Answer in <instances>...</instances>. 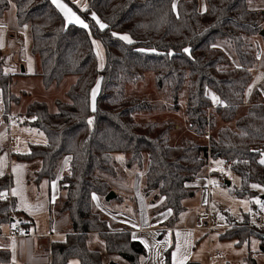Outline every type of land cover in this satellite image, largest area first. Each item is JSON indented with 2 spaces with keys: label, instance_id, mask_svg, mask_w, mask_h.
Listing matches in <instances>:
<instances>
[{
  "label": "trees",
  "instance_id": "trees-1",
  "mask_svg": "<svg viewBox=\"0 0 264 264\" xmlns=\"http://www.w3.org/2000/svg\"><path fill=\"white\" fill-rule=\"evenodd\" d=\"M206 4V11L201 12L198 0H88L82 14L89 27L84 28L67 22L51 0H0V17L14 5L16 25H27L31 53L40 58L36 74L45 87L60 83L68 75L77 76L68 91L71 102L58 101L56 112H51L44 101L28 105L26 115L32 121L27 122L46 134L47 143L34 144L29 152L16 154L23 161L41 159L37 183L56 180L61 162L70 157L67 173L59 180L66 197L58 213L68 214L71 230L63 239L52 241L51 264H69L72 258L81 264H104L102 253L88 245L89 235L94 232L104 239L109 253L120 255L130 264H140L146 254L145 246L132 239L130 229L110 228V220L93 199L97 194L106 203L107 195L113 191L105 175L117 173L116 152L128 154L129 165L137 163L140 167L147 156L150 163L145 191L158 189V195L167 199L165 208L172 214L165 226L174 227L185 211L182 200L191 194L187 183L203 168L208 149L189 137L173 145L171 131L175 125L170 121H137L134 113L152 106L127 96L125 86L152 71L157 87L178 102L189 81L185 113L197 134H204L208 126L217 130L220 122L235 119L252 79L251 68L257 62L250 37L260 29L264 11L251 9L250 0H206ZM93 13L108 27L101 29ZM120 35H128L133 43L119 39ZM93 38L104 48L103 67ZM221 41L231 46L239 67H233L227 53L216 46ZM185 48L190 49V54L184 52ZM10 78L6 58L0 51V93L4 98L10 93ZM97 82L99 91L93 111L92 91ZM207 88L213 89L223 103L213 104ZM250 95V105L235 126L220 127L217 137L211 139L214 158L231 162L241 177V186L234 193L237 196L256 195L252 184L264 186V164L260 163L264 155V97L258 89ZM12 185L10 173L0 175V193L8 192ZM10 213L20 214L15 198L10 202L0 198V235L7 234L13 224L28 233L33 224L29 218ZM247 227H237L220 236L237 239L240 245L258 234ZM259 234L262 236V232ZM169 256L170 250L167 259ZM10 261V250L1 249L0 264ZM226 264L257 261L250 254L243 263Z\"/></svg>",
  "mask_w": 264,
  "mask_h": 264
},
{
  "label": "rangeland",
  "instance_id": "rangeland-1",
  "mask_svg": "<svg viewBox=\"0 0 264 264\" xmlns=\"http://www.w3.org/2000/svg\"><path fill=\"white\" fill-rule=\"evenodd\" d=\"M61 2L67 4L72 9V11L80 17L81 20L88 24L89 27L88 20L82 14V12L87 10L88 8V0H61ZM176 2H178V0H176ZM72 3H74L77 7H75ZM198 3L199 10L201 12L206 11V0H198ZM249 7L254 10L264 11V0H250ZM5 14L0 17V20H6ZM95 17L97 18V16ZM66 21L68 22L67 18ZM98 21V24L102 23L99 18ZM260 22V29L257 31L256 34L250 37L251 49L257 57V62L255 66L251 68L252 79L245 90L244 104L241 105L242 107H240L239 112H237L235 119L227 123L220 122L216 127L217 130L223 126H229L231 128L235 126L236 120L242 114L246 113L247 107L250 105L248 103L250 100L249 97L251 96L250 94L254 91V89H258L259 91H261V94L264 97V19L262 21L260 20ZM72 23L77 24L74 21ZM12 33L13 32L11 31L10 35ZM19 37L21 39V41L18 43L21 49L20 54H10L13 50H16V48L15 44L11 42V39L13 38H9V35H7V43H9L5 47L4 52H2V55L5 58L10 57V55L13 57V59L10 57L8 60H6V65L9 68H13L17 74L16 79L18 80V85L16 86V89L21 91L19 95L20 97H22V100L19 103L16 97L14 99L12 90L10 92L11 97L9 96L10 93L7 94L6 98H4V96H2L0 93V99L2 102V104L0 105V112H5L8 108L12 113L15 114H26V107H28L29 105H27L26 102H33V100L47 101L48 107L51 106L49 107V110L51 112H56L58 110V101L71 102V99L68 95V91L70 87L76 82L77 76L68 75L60 83H53L49 87H45L43 85L41 76L37 74H24L22 72V66L26 65L24 59H27V65L29 66V68L31 67L32 63V73H36L40 69V58L37 55H33L31 53V50L29 55L27 51H23L25 49H28V42L31 46V41L28 35V29L26 36L21 33ZM93 41H96L99 44V47H97V44H94V47L100 64H103L105 57L104 48L98 39L93 38ZM216 46L222 48L227 53V55L232 61L233 67H239V59L229 44L221 41L218 42ZM188 82L189 81L185 83V86L182 92L180 93L178 102L174 101L173 98H171V95H169L166 90L163 91L157 87L155 73L152 71L145 72L144 75H142L138 80L127 83L125 86V93L127 96L147 101L152 106L151 109L135 112L134 118L137 121H170L175 125V127L171 131V143L173 145H177L181 142L183 138L189 137L202 147H207V156L203 157L204 166L195 176L192 182L187 183V186L190 187L188 190L191 194L182 200V205L185 199H191L195 196H199L202 192L204 194L206 192V195L208 194V200L211 198L210 207L212 209V217H209L204 212L202 213L203 217H206V221L213 222L212 225L216 228L214 229L216 232V234L214 235H217V233L220 232V234H230L235 228L239 229L237 227H241L244 225L248 226L247 229H253L258 233L257 235L252 237L253 239L251 241V246H249V244L247 243H243L242 245L237 246L235 244V240L233 239H225L221 242L219 241V239H215L214 244L212 245V250L214 251L217 257V263H222L225 261H230L231 263H241L244 261V256L248 255L249 252H251L255 253L257 264H264V235H262V237L259 234V232H262V234H264V208H262L260 204L256 203L257 199L264 203V186L260 185L259 188H253L252 184L251 188L257 192V194L253 196L247 194L244 196H237L236 194H234L235 190L240 188L241 186V177L232 169L231 162L223 158H214L211 150V139L217 137V130L213 131L210 126H208L204 134H197L189 126V121L185 113L188 100ZM97 83L95 84L93 89L96 88ZM10 85L11 83L9 84V86ZM249 89H251V92H249ZM24 92L26 93V95L24 94ZM213 94L219 97L220 99V96L213 89L207 88V95L212 97ZM213 102V104H217L215 101ZM213 107H215V105ZM211 108L208 109L209 115L212 110ZM12 135L13 137L18 138V141H16L17 145H19V143L21 142L25 143L26 141L41 143L44 142L46 136L44 132L38 130H35L30 133H20L16 131L12 133ZM128 159L129 155L124 152L114 153V160L116 161L117 173L114 176L105 175V178L109 181L112 190L115 192V197L105 203L100 199L97 194H94L97 197V199H94L97 208L103 213V215L107 219L110 220V228L115 230L130 229V226L146 223V221L147 223H149L150 219H148V217L150 218L153 212L156 213L157 211L161 210H170L165 208L167 199L161 195H158V189H155L150 192L145 191L146 175L150 163V161L147 159V156L144 160L142 167H140L137 163H132V165H129ZM261 160H264V155L262 156V158H260V161ZM26 163L27 165H29L28 167L30 168V170L28 171V178L29 180H31L29 181L31 183L30 185H32L33 183H35L36 172L38 171L37 170L35 172V170L38 167L41 168L42 161L39 158H35L33 160L26 161ZM64 166L65 163L64 161H62L59 173H61L63 169L67 173L68 164L66 168H64ZM206 180L208 181V183H210V180L215 181L216 183L208 184V186L205 188L203 185L204 181ZM226 181H229L230 184L228 185ZM195 182H197L196 185ZM47 184H49V181L47 179H44V181L42 182V189H45ZM201 184L203 185L200 186ZM135 190L138 191L137 196H135ZM64 193L65 195H60L59 197H56L55 201L52 202L54 205H52L51 212L49 213V215L52 213V216H54V218L57 220L66 218V221H69L70 224L68 214L64 213L60 215L58 213L60 210V203L63 198L66 197V191H64ZM204 207L207 208L206 202H201L200 206H194L193 210L197 211L199 214L201 208L204 209ZM186 211L187 213L189 212V210L185 208V211L180 214L179 219L175 222V226L179 224L183 225L185 223L184 215ZM10 214L14 217L23 216L21 214ZM127 217H130V219L132 220L127 219ZM221 217H223V219H221ZM24 218L27 219L26 217ZM31 220L34 222V219L32 217ZM37 220L38 230L49 229L47 215H40ZM126 220H128V222H126ZM167 220L163 224H166ZM231 223H233V225H231ZM34 225L35 223H33L31 227H33ZM11 226L13 227V225ZM55 227L60 228L59 223H56ZM61 227H63V225ZM32 230L35 229L32 228ZM205 233L206 231H201L200 234L201 236L205 237ZM8 234H10L9 231H7V234H4L3 236H9ZM99 235L95 237H90V239L88 238V245L91 249L98 250L102 253L104 264H108L114 260L126 263V260H124L120 255L116 253H109L105 249L104 239L101 237V235ZM46 240V237H39V241L33 244V248L37 250V253L40 251L42 252V254H45V248L48 247ZM15 242L17 245L18 241ZM204 243V246L207 248V237L202 240V244ZM22 261V259H19L18 257L16 258L15 255L14 262H12V264H24ZM73 261H78L79 264H81L80 260L77 258L71 259L70 264H72Z\"/></svg>",
  "mask_w": 264,
  "mask_h": 264
},
{
  "label": "crops",
  "instance_id": "crops-1",
  "mask_svg": "<svg viewBox=\"0 0 264 264\" xmlns=\"http://www.w3.org/2000/svg\"><path fill=\"white\" fill-rule=\"evenodd\" d=\"M14 14H15L14 5H10L9 9L5 14L6 20L4 19L0 20V39H1L0 44L3 45L2 47H0V51L4 52L5 47L9 43V42L7 43V35H9V38H13L11 39V42L15 44V48H16V50H13L12 53L10 54L19 55L21 50L18 45V43L21 41L19 36L21 33H23L26 36L27 28L19 27L15 24ZM11 31L13 33L10 35ZM23 51H27L29 55L30 53L29 42H28V49L27 50L25 49ZM10 57L13 59L11 55ZM10 57L6 58V60H8ZM24 62L26 64L24 65L25 67L24 74L27 75L36 74L35 72L32 73V63H31V67L29 68V66L27 65V59H24ZM7 70L8 72L14 71L13 68H9V67H7ZM16 75L17 74L13 76L10 75L11 85L9 88V92H11L12 90L13 98L15 99L16 97L18 99V102L20 103L22 97H20L19 95L21 91L16 89V86L18 85V80L16 79ZM24 94L26 95L25 92ZM33 101H40V100H33ZM31 102L32 101H28L26 103L28 105ZM1 104L2 102L0 99V105ZM24 115L28 119V122L32 121L31 117H28L26 114ZM27 119L22 124L14 125L12 128V133L16 131L20 133L21 132L30 133L35 130L37 131L38 129L30 125L27 122ZM7 137L8 135H7L5 122L0 120V175H3L5 173H10L12 175L13 185L11 186L8 193L11 195L12 198H15L17 209L20 212V214L27 218L30 217L29 220L32 223H35V225L31 227L27 235L23 237L0 235V250L6 249V250H10L11 252V261L6 264H12V262H14L15 255L16 258L18 257L19 259H22L23 260L22 262L24 264H51L50 248L52 241L57 239H63L68 233H70L71 230L69 221H66V218L57 220L54 218V216H52V213L49 215V213L51 212V207L52 205H54L52 202L55 201V198L59 197L60 195H65L64 191H61L60 189L59 180L61 176L66 172L63 169L61 173H58L57 179L47 184L45 189H42V182L44 180H42L39 183L35 182L32 185H30L31 183L29 181L31 180H29L28 178V171L30 170V168L28 167L29 165H27L26 161L19 160L16 154H23L29 152L31 146L34 144L47 143V137L45 136L44 142L41 143L26 141L25 143L24 142L19 143V145L16 144V141H18L17 137H14L13 142L10 145H8ZM21 148H27V149H21ZM69 159L70 157H66L64 159V163H65L64 168H66ZM39 168L40 167H38L35 170V172L39 170ZM197 182H195V185L197 184ZM208 184H212V183H208V181L206 180L204 181V185L201 184L200 186L203 185L206 188ZM13 190H15L18 194L13 195L12 194ZM134 193L135 196L138 195L137 190H135ZM200 201L204 203L206 202L208 208L211 202V198L208 200V194L206 195V192L205 194L202 192L200 193L199 196H195L191 199H185L183 201V206H185V208L189 210L188 213L187 211L185 212L184 215L185 223L183 225L179 224L174 227L165 226L163 223L171 216L172 211L161 210V211H157L156 213L153 212L150 218L147 216L148 219H150L149 223H147V221L145 220L146 223L134 225L135 227L134 226L129 227L131 231V237L133 234H135V236L137 237V239L135 240L141 242L146 248V254L141 257L140 264H175V261L172 259V254L176 252L177 248H179L180 250L178 253V258L184 255L189 256V259L186 261V263L187 262H196L198 264H226L228 262L231 263L230 261L217 263L216 260L217 257L214 251L212 250V245L214 244L215 239H219L220 242L224 241L225 239L220 236L221 232L217 233V235H214L216 234L214 230L216 228L213 227L212 225L213 222L206 221V217H203L202 212H204V210H207V208L205 207L204 209L201 208L199 214L197 211L193 210L194 206H200L201 204ZM211 213H212V209H211ZM40 215H47L48 224H49L48 230L47 229L38 230L37 218ZM31 217L34 219V222L31 220ZM127 219H130V217L129 218L127 217ZM126 222H128V220H126ZM56 223H59L61 229L55 227ZM208 224H210L212 227L208 228L207 227ZM62 225L63 227H61ZM11 227L12 226L9 227L8 231L10 230ZM15 227L18 228L17 224H15ZM32 228H34L35 230H32ZM51 229H54L58 234L49 237L48 234L50 233ZM201 231H206L205 237L201 236L200 234ZM97 235H99V233L97 232L90 233L89 239L90 237H95ZM39 237H46L47 239L46 241L48 247L45 248L44 251L45 254H42V252L40 251L37 253V250L33 248V244L39 241ZM206 237L208 239L207 248L204 246L205 243L202 244V240L205 239ZM252 239L253 238H251L249 241L244 242V244L247 243L249 244V246H251ZM233 240H235V244L237 246L242 245V244L240 245L237 244V239H233ZM15 241H18L17 243L18 246L16 245ZM169 250H170V256L169 259H167V252ZM250 254L256 259L255 253L249 252L248 255ZM248 255L244 256L243 262H245ZM118 263L130 264L127 261L126 263L125 262H118Z\"/></svg>",
  "mask_w": 264,
  "mask_h": 264
},
{
  "label": "snow or ice",
  "instance_id": "snow-or-ice-1",
  "mask_svg": "<svg viewBox=\"0 0 264 264\" xmlns=\"http://www.w3.org/2000/svg\"><path fill=\"white\" fill-rule=\"evenodd\" d=\"M51 2L53 4H55L61 10V12H63L64 16L68 19V22L69 23H72L74 21L75 23H77L79 25H82L84 28H88V24H86L83 20H81L80 17L77 16L76 13L73 12L72 9L67 4L61 2V0H51ZM174 7H175V5H174ZM93 18L94 19H97V22L99 23L98 18L95 17V13H93ZM99 26H100L101 29H104V28H107L108 27L106 24H103V23H100ZM25 27H27V25H25ZM112 35L113 36H116L117 34L116 33H112ZM119 39H122L124 41H127L128 43H133V41L131 40V38L128 35L119 36ZM93 43L94 44H97V47H99L98 42L93 41ZM2 46L3 45L0 44V47H2ZM213 46L215 47V45H213ZM141 51H144V50L141 49ZM153 51H155V50H153ZM184 52L190 54V49L185 48L184 49ZM101 67H103V64H101ZM98 89H99V83H97L96 88L93 89V91H92V100H93L92 108H93V111H95L94 101H95V96H96V93H97ZM249 92H251V89H249ZM211 98L216 103H223L219 99V97L215 96L214 94L212 95ZM88 123L91 124L92 123V120L90 119L88 121ZM217 163H223V162H217ZM260 163L261 164H264V160H261ZM210 183H216V182L215 181H210ZM252 187L253 188H259L260 185L253 184ZM12 194L13 195H17L18 193L15 190H13ZM0 198H5L6 199L7 198V194L6 193H0ZM93 199H97V197L95 195H93ZM256 203L257 204H260V206L262 208H264V203H262L259 199L256 200ZM221 219H223V217H221ZM13 227H15V224H13ZM132 238L134 240L137 239V237L135 236V234L132 235ZM179 251H180L179 248H177L176 252H174L172 254V259L175 261V264H186V261L189 259V256L188 255H184V256L178 258ZM72 264H79V262L78 261H73Z\"/></svg>",
  "mask_w": 264,
  "mask_h": 264
},
{
  "label": "built area",
  "instance_id": "built-area-1",
  "mask_svg": "<svg viewBox=\"0 0 264 264\" xmlns=\"http://www.w3.org/2000/svg\"><path fill=\"white\" fill-rule=\"evenodd\" d=\"M10 75L11 76L15 75V72H13V71L10 72ZM9 96H10V94H9ZM0 119L4 120V122H5L6 129H7V135H8L7 141L10 145L14 140V137L12 135V128L14 125H19V124H22L23 122H25V119H26L25 115L12 113L10 111V109L7 108L5 112H0ZM6 194H7V198L6 199L1 198V199L10 201L12 198L11 195L8 192ZM204 213L206 215H208L209 217H212L210 205L207 208V210L204 211ZM207 227L211 228L212 226L210 224H208ZM9 233H10V234H8L9 236H16V237H23V236L27 235L26 232H22L20 229H18L16 227H11L9 230ZM56 234H58V233L54 229H51L48 236L52 237L53 235H56Z\"/></svg>",
  "mask_w": 264,
  "mask_h": 264
},
{
  "label": "water",
  "instance_id": "water-1",
  "mask_svg": "<svg viewBox=\"0 0 264 264\" xmlns=\"http://www.w3.org/2000/svg\"><path fill=\"white\" fill-rule=\"evenodd\" d=\"M25 71V67L24 66H22V72H24ZM226 183L229 185L230 184V182L229 181H226ZM115 197V192L114 191H111L108 195H107V197H106V199L107 200H110V199H112V198H114ZM262 235H264V234H262ZM264 249V248H263Z\"/></svg>",
  "mask_w": 264,
  "mask_h": 264
}]
</instances>
